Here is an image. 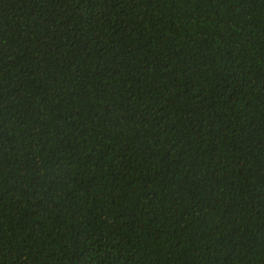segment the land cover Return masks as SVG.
Returning <instances> with one entry per match:
<instances>
[{"label":"trees","instance_id":"obj_1","mask_svg":"<svg viewBox=\"0 0 264 264\" xmlns=\"http://www.w3.org/2000/svg\"><path fill=\"white\" fill-rule=\"evenodd\" d=\"M0 264H264V0H0Z\"/></svg>","mask_w":264,"mask_h":264}]
</instances>
